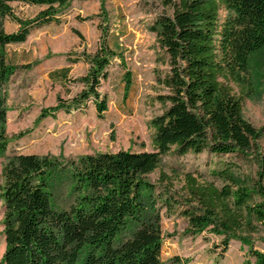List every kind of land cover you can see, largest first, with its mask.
<instances>
[{"label": "trees", "instance_id": "trees-1", "mask_svg": "<svg viewBox=\"0 0 264 264\" xmlns=\"http://www.w3.org/2000/svg\"><path fill=\"white\" fill-rule=\"evenodd\" d=\"M72 0H0V17H8L17 30L0 29V92L12 73L1 48L23 43L31 28L55 22L60 9ZM40 8L26 20L17 18L9 3ZM220 10L226 16L220 20ZM168 67L158 83L166 90L155 96L161 113L149 123L154 151L97 153L69 164L72 197L65 207L52 198V175L60 168L49 158L14 154L2 167V236L5 244L0 264H161L160 212L175 200L155 192L147 181L162 156L173 152H207L223 156L257 153L261 132L242 116L241 100L224 84L247 70L249 56L264 45V0H178L170 17L161 16L152 28ZM115 53L102 40L91 56L80 60L89 68L78 81L82 91L70 101L47 111L83 109L92 100L96 115L106 111V98L97 92L106 79ZM63 79L69 68L56 72ZM123 99L131 87V74L123 75ZM4 99L0 94V153L6 148ZM46 116V115H44ZM62 169V168H61ZM223 185L199 183L186 176L188 202L196 208L182 210L189 232L206 228L229 237L249 224L247 217L264 223V164L261 161L253 190L263 198L248 205L251 191L228 168L215 174ZM183 205H189L185 202ZM242 241V240H241ZM255 264L264 254L251 251Z\"/></svg>", "mask_w": 264, "mask_h": 264}, {"label": "rangeland", "instance_id": "rangeland-1", "mask_svg": "<svg viewBox=\"0 0 264 264\" xmlns=\"http://www.w3.org/2000/svg\"><path fill=\"white\" fill-rule=\"evenodd\" d=\"M177 3L178 0H72L60 9L55 22L31 28L21 44L1 48L12 73L0 92L7 138L6 148L0 153V188L2 167L12 155L49 158L60 168L52 175L53 202L65 207L72 199L67 175L71 162L119 150L154 151L149 123L163 109L154 98L166 92L157 79L166 74L168 67L152 28L159 17L171 16ZM9 6L21 20L33 18L40 10L19 2ZM225 16L226 11L220 10V20ZM0 29L12 33L17 25L8 17H0ZM102 40L115 53L106 69V79L100 80L97 88L99 95L106 98L102 117L96 115L92 100L83 109L46 113L82 91L83 84L78 80L86 75L89 66L80 59L93 55ZM62 68H69L66 79L54 74ZM126 71L131 74V87L123 99ZM224 84L241 100L243 118L260 130L258 152L223 156L189 152L178 156L171 151L161 157L158 167L146 178L156 193L169 194L175 200L170 210L162 205L160 212L161 264H255L251 251L264 254V223L254 217L246 218L249 224L229 237L227 250L220 255L226 236L216 235L209 228L192 234L179 214L197 206L188 202L187 175L199 183L219 187L223 183L215 174L226 168L251 191L248 205L263 202L253 187L261 161L264 164V45L249 56L245 72L232 75ZM261 183L264 186V175ZM2 213L0 201V259L5 249Z\"/></svg>", "mask_w": 264, "mask_h": 264}]
</instances>
